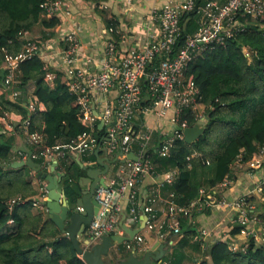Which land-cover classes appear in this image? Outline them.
<instances>
[{
    "label": "built area",
    "instance_id": "obj_1",
    "mask_svg": "<svg viewBox=\"0 0 264 264\" xmlns=\"http://www.w3.org/2000/svg\"><path fill=\"white\" fill-rule=\"evenodd\" d=\"M199 2L200 0H174L153 8L148 14V21L157 25L158 33L143 46L135 45L123 50L113 38V33L118 31L111 27L106 28L103 33L106 34L103 52L99 58L85 51L74 31L62 34L60 40L63 46L57 52L60 65L56 71L60 72L61 82L75 96L79 109L77 116L88 129L69 143H57L53 146L45 144L43 135L27 130L29 119L20 116L18 128L23 134L24 143L38 148L31 157L41 158V165L47 169L66 154L75 159L87 154L97 143L96 126L100 120L103 121L101 129L104 130L105 139L102 142L108 156L116 160L110 162L112 172L104 175V183L95 190L94 199L99 204V209L86 226L81 240L84 238L97 242L103 235L122 232L119 220L125 208V216H128L131 222H136L139 216L138 193L147 176L153 178L154 187L150 191V204L142 208L147 216L143 228L154 231L159 240L180 234L179 217H191L194 212L213 206L233 212L235 223L241 227L238 234L245 236L255 232L260 223V216L263 217L261 220H264V214H257L258 209L250 193L233 199L218 195L232 185L236 171L245 169L250 175L258 177L254 191L263 196L260 207H264V141L257 145L256 151L247 160L241 150L230 164V172L209 190L200 188L198 197L189 204H177L173 193L170 192L163 200L166 210L162 221L158 220L152 206L161 199V187L165 184L171 185L177 172L174 168L160 171L158 166L145 156L144 153L152 147L150 141L154 131L145 127L143 117L152 112L157 118H164L171 112L168 119L169 128L160 131L161 138L159 137V144L154 149L158 156H169L173 142L176 139H184L183 130L187 124L185 120H180L183 110L193 109L198 119L200 118L197 114V108L201 104L198 100L199 90L192 75L185 73L189 62L205 50L223 45L226 38L242 30L249 20L264 19V0ZM194 10L197 14V28L185 36L183 45L173 54L181 31L180 19ZM51 18L72 21L73 11L67 0H46L41 3L38 23ZM20 39L24 41L21 51L16 56L5 53L1 64L5 74L1 85L11 101H17L21 95L20 90L13 87L20 62L34 55L42 59L44 57L45 46L39 38H31L29 32H22ZM43 69L46 82L53 85L56 73L49 70L47 63ZM145 100H150V103L143 105ZM23 103L29 115L43 110V105L33 90H27ZM12 114L14 113H6L5 118L9 130L13 128V122L7 121V118ZM128 152H134L138 159L126 158ZM25 157L24 153L22 159ZM32 184L36 193L26 198L17 196L9 200V209H12L16 201L24 203L31 200L34 207L43 213L47 212L42 204L47 194L46 181L32 171ZM77 208L83 210L82 207ZM14 224L12 219L8 221L9 227ZM133 242L142 243L143 236L137 233L133 241L124 242L125 247H135ZM235 243L236 238L229 242V248L233 250Z\"/></svg>",
    "mask_w": 264,
    "mask_h": 264
},
{
    "label": "trees",
    "instance_id": "obj_2",
    "mask_svg": "<svg viewBox=\"0 0 264 264\" xmlns=\"http://www.w3.org/2000/svg\"><path fill=\"white\" fill-rule=\"evenodd\" d=\"M44 1L0 0V264H87L68 234L61 232L47 212L34 207L31 200L16 201L12 209L8 207L9 200L17 196H33L36 189L32 184V170L26 165H12L15 161L13 155L19 154L22 159L24 152L16 146L17 139L24 143V138L18 128L20 123L13 122L12 130L7 128L6 113L28 118L27 130L43 135L49 146L67 144L88 130L77 116L79 109L75 96L61 82L60 72L49 67L56 76L53 85L48 84L43 69L46 62L39 56L25 59L18 66L13 85L20 90L17 101L9 100L1 85L5 75L1 69L4 54L16 56L21 51L24 41L20 39V33L35 28ZM96 11L106 28L118 31L116 18L103 8H96ZM196 21L195 10L181 17L180 36L173 54L183 45L185 36L196 30ZM57 22L56 18H51L41 24L55 27ZM113 37L117 41L119 34L114 32ZM243 49L250 51L251 59ZM185 73L192 75L199 90L198 100L206 108L208 121L204 133L192 143L176 139L167 157L154 152L157 143L144 153L158 170L176 169V178L169 189L179 205L196 199L200 188L209 190L220 182L230 172V164L241 150L247 160L264 141V19L249 20L242 30L226 38L223 45L205 50L189 62ZM31 80L35 83L33 91L43 110L29 115L23 102L26 100V84ZM149 103L150 100L142 102L143 105ZM180 120L193 126L198 117L195 110L185 109ZM96 131L97 143L83 158L92 162L89 166H97L95 148H101L105 139L103 129L96 126ZM153 137L160 136L153 134ZM27 148L32 153L38 149L34 145H27ZM33 160L42 164L41 158ZM42 168L47 171L44 166ZM56 169L65 173L61 186L69 200H75L79 191L78 179L84 171L68 154L57 160ZM207 211L204 209L201 213ZM196 213L199 212L193 214ZM10 219L15 223L12 227L8 226ZM179 219L181 237L169 256L171 264L183 261V250L187 247L203 255L204 259L198 264H264V244L258 246L252 238L237 250L229 248V241L235 239L232 236L240 231L239 225L235 224L230 230L231 236L227 240L204 243L191 225L190 217L181 216ZM203 243L205 246L202 247ZM119 247L122 248V244Z\"/></svg>",
    "mask_w": 264,
    "mask_h": 264
},
{
    "label": "crops",
    "instance_id": "obj_3",
    "mask_svg": "<svg viewBox=\"0 0 264 264\" xmlns=\"http://www.w3.org/2000/svg\"><path fill=\"white\" fill-rule=\"evenodd\" d=\"M68 5L73 11L72 21L57 20L55 27H44L42 24L38 23L35 28L29 32L31 38H39L45 46L43 60L49 65L50 68L56 70L59 68V60L57 59V52L63 46V42L60 40L62 34L66 31H74L77 37L81 40L82 45L86 52L93 54L95 57L99 58L103 52L104 38L106 34L104 30L106 29L103 19L96 11V8H103L110 15H112L118 21V34L119 38L117 39V45L121 49L125 50L130 46H143L146 43L150 42V38L155 36L158 33V28L156 24L150 23L148 21V14L152 11L153 8L162 6L164 3L174 0H67ZM26 88L28 91H32L35 88V83L33 80L27 82ZM203 106L200 104L198 106ZM197 108V110H198ZM198 112V111H197ZM198 114V113H197ZM148 118L145 120L143 117L144 125L147 129H153L154 135H159L160 131L163 129L169 128V117L171 112H169L164 118H157L152 112L147 113ZM200 118L202 115L198 114ZM20 115L12 114L11 117L7 118V121L20 122ZM154 143L159 144L160 138L153 137ZM23 142H19L16 147L22 145ZM156 145V146H157ZM104 146V145H102ZM155 146V147H156ZM26 147V146H25ZM103 156V153L100 155ZM14 160H20L19 154L13 155ZM24 157V154L21 155ZM85 157V154L80 156L78 159L83 162L82 159ZM76 160V159H75ZM87 161V160H86ZM89 163H92L88 161ZM57 167V162L55 163ZM89 165V164H88ZM112 164H109L108 172L110 174ZM58 170V169H56ZM62 172L61 170H58ZM210 172L208 173V175ZM258 177L250 175L245 169H241L235 172L233 183L230 187L222 190L218 193L219 197H224L226 199H233L237 196H240L244 193H250L251 199L256 202L257 194L254 191L255 182ZM154 187V180L151 176H147L143 183L140 186L138 193L139 200V216L136 222H131L127 214V209H123L122 215L125 216L124 223L131 227H138L142 222L143 211L142 208L144 205L150 204L149 196L150 191ZM207 189V187H206ZM169 185L165 184L161 187L160 190V200H157L152 204L155 212L158 216V220L162 221L165 217L166 205L163 202L164 199L170 194ZM207 212H202L193 214L190 217V223L193 225L197 234L200 235V238L204 243L214 242L216 240H227L230 238V230L235 226L234 214L230 210L221 209L213 206L212 208H207ZM195 213V212H194ZM122 229V228H121ZM143 236V242L136 244L135 248L138 254H142L144 250L152 246L157 239L155 232L148 229L142 228L139 232ZM119 234H123L120 232ZM146 234V235H145ZM181 237L179 235H170L167 239H162L159 241H166L168 246H170V251L167 252L160 264L168 263L166 256L171 253L172 248L177 243L178 239ZM232 237L237 238V234ZM231 237V238H232ZM80 239V238H79ZM201 244L202 247L205 244ZM115 247V246H114ZM112 247V248H114ZM111 248V249H112ZM110 249V250H111ZM131 251V250H130ZM185 258L180 264H189L192 261V264H198V256L200 254L198 251L194 250L191 247H187L183 250ZM128 255V253H127ZM193 255V256H191ZM166 257V258H165ZM171 264V263H170Z\"/></svg>",
    "mask_w": 264,
    "mask_h": 264
},
{
    "label": "water",
    "instance_id": "obj_4",
    "mask_svg": "<svg viewBox=\"0 0 264 264\" xmlns=\"http://www.w3.org/2000/svg\"><path fill=\"white\" fill-rule=\"evenodd\" d=\"M207 121V116L199 118L196 124L184 128V141L186 143L196 141L204 133ZM102 125L103 121L100 120L97 127L101 129ZM18 149L24 152L26 157L14 161L12 165H26L46 181L47 194L42 204L47 209L48 217L61 232L68 234L74 242L77 253L81 255L87 264H159L164 255L170 251V246L166 241L158 240L144 250L142 254H138L136 248L132 247L128 255L119 256L111 261L105 260L112 247L133 241L134 236L141 231L145 224L147 219L145 213L141 219V224L135 228L127 226L123 222L125 216L121 215L119 225L123 230V234L103 235L97 242H90L84 238L79 239L83 236L86 226L89 225L99 209V204L94 199V193L97 187L104 183V175L107 173L111 162L106 147L95 148L97 166H89L76 159L84 174L78 179L79 191L75 198L76 207L72 210L69 206L70 200L61 186L63 178L66 177L65 173L56 170L55 162L47 171H44L41 163L35 162L31 157V150L23 145H19ZM99 152H103V156H100ZM126 158L136 160L138 156L134 152H128ZM77 207H82L83 210H79Z\"/></svg>",
    "mask_w": 264,
    "mask_h": 264
},
{
    "label": "rangeland",
    "instance_id": "obj_5",
    "mask_svg": "<svg viewBox=\"0 0 264 264\" xmlns=\"http://www.w3.org/2000/svg\"><path fill=\"white\" fill-rule=\"evenodd\" d=\"M243 50H244L245 54L248 55V58L251 59V53H250V51H247L245 49H243ZM197 111H198L197 112L198 114L202 115V118H205L206 117V108H205V106L199 107ZM145 118H146L145 120L147 121V118H148V115L147 114L145 115ZM153 139L150 141V144L153 143ZM17 140H19V142H21L19 138ZM25 146L27 148V145H25ZM82 160L85 161V163H87L89 165H92V163H89L85 159H82ZM256 194H257V199L258 200L256 202H254V204H255V206L258 209L257 214H261L262 215V214H264V207H260V204H261V201H263L262 200L263 196H260V194H258V193H256ZM69 206H70L71 210L74 209V207H76L75 200H70L69 201ZM263 232H264V220H261L260 219V223L257 225V228H256L255 232H252L251 234H249L247 236L242 235V234H237L238 240H236L235 247H234L233 250H237L239 248V246L241 244H243V243L248 244L249 243V239H251V238L254 239V241L256 242V244L258 246L259 245H263L264 244V234H263ZM229 242H231V241H229ZM132 245L135 246L136 244L133 242ZM122 246H123L122 248H120L119 245L118 246H115L114 248H112L109 251V254L105 257V260H107V261L110 260L111 261L112 259H115V258H117L119 256H125V255H127L129 249H127L125 247V244L124 243H122ZM171 254H172V251L166 257L168 258L169 256H171ZM194 254H195L194 256L197 255L198 258H199L197 262H200L201 260L204 259L203 255L196 254V253H194ZM191 256H193V255H191ZM165 264H170V262L168 261V263H165ZM189 264H192V261H190Z\"/></svg>",
    "mask_w": 264,
    "mask_h": 264
},
{
    "label": "clouds",
    "instance_id": "obj_6",
    "mask_svg": "<svg viewBox=\"0 0 264 264\" xmlns=\"http://www.w3.org/2000/svg\"><path fill=\"white\" fill-rule=\"evenodd\" d=\"M104 145V144H103ZM24 146V145H23ZM104 147H105V145H104ZM109 157V156H108ZM110 158V157H109ZM48 170V169H47ZM124 222V221H123ZM131 249H129L128 251H130Z\"/></svg>",
    "mask_w": 264,
    "mask_h": 264
}]
</instances>
